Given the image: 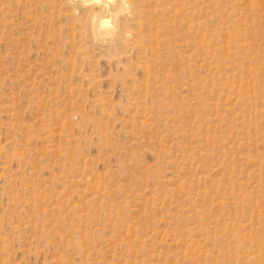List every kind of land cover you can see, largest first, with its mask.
I'll use <instances>...</instances> for the list:
<instances>
[{"label":"rangeland","instance_id":"1","mask_svg":"<svg viewBox=\"0 0 264 264\" xmlns=\"http://www.w3.org/2000/svg\"><path fill=\"white\" fill-rule=\"evenodd\" d=\"M0 0V264H264V0Z\"/></svg>","mask_w":264,"mask_h":264},{"label":"bare ground","instance_id":"2","mask_svg":"<svg viewBox=\"0 0 264 264\" xmlns=\"http://www.w3.org/2000/svg\"><path fill=\"white\" fill-rule=\"evenodd\" d=\"M75 12L91 17L96 36L118 32L123 14L130 7V0H67ZM121 28V27H120Z\"/></svg>","mask_w":264,"mask_h":264}]
</instances>
